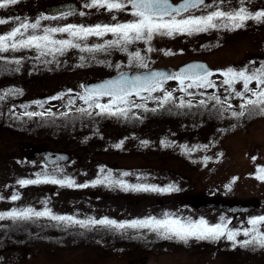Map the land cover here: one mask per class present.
Returning a JSON list of instances; mask_svg holds the SVG:
<instances>
[{"label":"rangeland","instance_id":"1","mask_svg":"<svg viewBox=\"0 0 264 264\" xmlns=\"http://www.w3.org/2000/svg\"><path fill=\"white\" fill-rule=\"evenodd\" d=\"M51 1L55 0H19L16 5L0 9V19L8 21L0 25V35L25 20L33 23L40 19L37 34L42 35L45 27H92L134 19L127 8L123 12L86 8L90 0H76L79 10L55 19H41L48 17L44 14L32 15V11ZM257 1L253 6L264 3ZM244 8L248 13H256ZM225 23L226 27L207 32L155 36L150 42L136 41L106 51L69 48L62 54L41 56L33 49H9L0 53V213L32 208L75 220L106 218L122 223L149 217L161 219L167 212L182 222L204 219L209 226L222 223L226 231H238L235 246L226 235L217 241L190 239L184 243L175 238L163 239L147 229L117 231L100 225L81 227L47 217L27 221L5 218L0 220V264H140L144 256L145 264H264V248L255 244L241 246L243 240L251 239V235L243 236V231L251 228L248 221L264 216V180L257 179L264 176V172L258 171L264 169V115L249 108L244 116L233 117L232 112H239L250 94H244L243 99L237 97V91L244 92L242 82L229 88L220 74L228 68L240 71L264 65L261 59L241 67L232 66L244 51H254L257 45L262 47L264 22L247 20L235 29ZM68 38L67 34L53 36ZM115 38L107 34L74 42L91 48ZM135 51L141 53L147 67L156 64L176 70L191 59L208 60L212 72L221 77H208L214 86L207 88L164 82L159 90L141 97L142 108L132 103L121 105L130 109L127 116L97 115L99 109L90 108L80 99L84 95L80 80L145 69L130 58ZM249 88L255 90V81ZM165 91H170L172 97L161 105ZM213 96L219 97L221 103L210 99ZM201 100L205 102L203 106ZM181 101L184 106L178 107ZM98 102L107 104L110 99L99 98ZM31 108H39L41 115H25ZM78 108L87 109L92 115L81 114ZM26 143L46 144L54 150L69 152L72 159L54 168L40 161H27L19 153ZM116 161L119 163L115 164ZM125 172L127 176L123 175ZM109 174L112 181L128 185H172L175 190H125L107 181L93 186L94 180H104ZM45 176L67 178L74 183L72 187L18 183L22 179L43 180ZM84 184L88 187H79ZM13 195L18 199L13 201ZM191 197L253 200L256 205L246 215L231 216L217 209L193 210L188 204ZM261 231L264 232V226Z\"/></svg>","mask_w":264,"mask_h":264},{"label":"snow or ice","instance_id":"2","mask_svg":"<svg viewBox=\"0 0 264 264\" xmlns=\"http://www.w3.org/2000/svg\"><path fill=\"white\" fill-rule=\"evenodd\" d=\"M19 0H0V9L8 8L10 5H16ZM243 3V0H241ZM130 5L132 8L131 15L133 20L130 22L115 24H96L92 27H84L69 24L65 27H45L42 29L43 34H37V30L40 28L41 20L37 19L33 23H29L26 20L21 22L19 26L13 28L5 35H0V53L9 51L15 52L22 49H33L39 52V55H47L48 53H63L66 49L74 48L80 51H106L107 49L121 46H127L136 41L150 42L155 36H173L178 35H192L194 33L207 32L213 29H219L222 26H227L225 22H229L232 29L240 28L244 25L245 21L252 19L259 22H264V11H257L255 14L248 13L244 7H240L239 10L232 12H225L219 10L210 11L206 15H194L193 10H202L213 7V5L205 4V0H183L182 3L174 5L169 0H90L85 4L89 9H107L109 12H123L126 7ZM184 13H188L184 16ZM84 15L83 12L80 13ZM55 19V17H41V19ZM16 19H19L18 17ZM113 20H116L115 15L112 16ZM219 21V23H218ZM8 21L0 19V25L6 24ZM31 29V32L29 30ZM67 34L68 39H53L55 34ZM27 34V35H26ZM107 34H111L116 37L115 39L105 41L103 44L94 45L91 48L82 47L81 44L75 43L76 40H86L90 36L102 38ZM122 50L126 51L127 48L123 47ZM151 51L152 49H148ZM130 58L138 62L139 67L146 68L144 59L139 51H135L130 54ZM19 64L20 61H15ZM119 67V65H117ZM199 70V71H194ZM225 77L223 84L228 85L231 88L236 82H242L244 92L237 91L235 95L237 97L244 98V94H250L249 98L240 105V111L232 112L233 117H242L245 115V111L249 108L258 110L259 114L264 115V65H261L256 69H245L240 71H234L232 68H228L226 71L220 73ZM212 73L204 68L203 65H191L186 69H182L180 73L175 75L165 76L164 73L150 72L146 76H132L127 77L121 75L117 80H109L105 83L97 85L95 88H89L85 91L84 95L80 96V99L84 103L88 104L89 101L94 104L95 108L99 109L97 115L107 114L109 116H127L130 109L121 107V105H128L131 102L129 97L133 95L139 96L141 91H147L149 95L161 88L164 80L176 79L182 85L185 79H189L192 83L188 84V88L198 87L207 88L213 87V82L208 79ZM255 81V90L249 88V84ZM183 91V88H181ZM102 96L110 97V102L107 104L99 103V98ZM172 97L171 92H164L163 98L159 101L161 105L170 101ZM254 97V98H252ZM3 99V97H0ZM215 100L217 104L221 103L219 97H210ZM226 99V98H225ZM39 103V102H37ZM204 101L201 100L200 104L203 106ZM92 104H89L91 107ZM43 106V105H41ZM178 107H183L184 102L181 101ZM191 107V104L188 105ZM137 108H142V104L135 105ZM231 108V105L228 106ZM155 111V109H152ZM78 112L81 114L92 115L87 109L78 108ZM41 113L28 112L27 116H39ZM66 115V113H65ZM146 143V142H145ZM120 147L119 144L116 145ZM258 171L264 172V169ZM123 175L127 176L125 172ZM257 179L264 180V176H258ZM105 181L112 184H119L123 189H131L133 191H151L158 193H166L174 191V187L169 185L166 188H158L150 185H128L122 181H112L109 176L104 177V180H94L93 186L96 184L104 183ZM18 183L21 186L38 184V183H52L59 184L61 186H73V181L70 179H56L55 177H47L43 180L37 178L35 180H19ZM79 187H88L87 184L80 185ZM18 199L13 195L12 200ZM47 217L54 221H67L71 224H78L81 227H88L90 225H100L105 227H111L113 229H147L156 233L163 239H177L187 243L190 239L196 240H220L225 235L229 241H233L235 246V237L240 233L238 231L227 230L226 226L222 223H218L209 226L207 221L200 219L197 221H181L178 218H173L171 214L165 212L163 218L157 219L155 217H149L146 219L132 220L129 222L117 223L114 220L100 219V220H75L71 216H57L50 213L49 210L34 211L32 208H26L21 211H11L0 213V220L5 218L13 221L21 220L27 221L32 218ZM251 228H246L243 231L244 237L251 239H245L241 242L242 247L250 245H258L260 248H264V232L261 231V227L264 226V216H258L248 221Z\"/></svg>","mask_w":264,"mask_h":264},{"label":"water","instance_id":"3","mask_svg":"<svg viewBox=\"0 0 264 264\" xmlns=\"http://www.w3.org/2000/svg\"><path fill=\"white\" fill-rule=\"evenodd\" d=\"M78 9V5L70 0H63L60 2H52L48 3L43 6L42 10L43 12L51 17H56L62 14H65L67 12H70L72 10ZM191 65H203L204 68H206L208 71V67L204 62L201 61H190L185 64L180 65L176 72L180 73L182 69H186ZM199 71V70H194ZM150 72H160L164 73L165 76L173 75V69L171 67H165V66H156V67H150L147 69H141V70H126L121 71L118 73H115L111 76L105 77V78H88L83 80L82 82V88L84 92L89 88H95L97 85H100L102 83H105L109 80H117L121 77V75H125L127 77L132 76H146ZM168 80V79H167ZM189 80V79H185ZM191 81V80H189ZM29 158L31 159H41L42 162L49 167L56 166L60 163L67 162L69 159L68 154L64 152L55 151L53 149L49 148H37L31 154L29 155ZM188 204L193 210H200V209H206V208H213V209H219L223 211L226 214L229 215H244L255 208V201H249V202H241V201H223V200H216L208 197H191L188 201Z\"/></svg>","mask_w":264,"mask_h":264},{"label":"flooded vegetation","instance_id":"4","mask_svg":"<svg viewBox=\"0 0 264 264\" xmlns=\"http://www.w3.org/2000/svg\"><path fill=\"white\" fill-rule=\"evenodd\" d=\"M171 1L175 5H177V4H179L181 2V0H171ZM205 4L213 5L214 8L212 10L209 9V11H208V9H203V6H202V10H193V14L194 15H198V14L199 15H206L210 11L217 10V7H216L217 5H219V10L225 11V12H227L226 9H232V8L234 9V8H237V7H240V6L249 7V8H251L253 10V12H257V10L264 11V3L263 4H259L258 5L259 8H258V6H253L255 4H258L257 0H243V3H241V0H235V1H233V0H227V1L226 0H205ZM126 8L129 10L130 13H132L133 10H132L130 5H128ZM40 10H41L40 8L39 9H35L31 13H32V15L33 14L34 15H38V14H41ZM183 15L187 16L188 13H184ZM249 21H252V19H249ZM261 59H264V42L262 44V47L260 45H257L256 48L254 49V51H251V49L244 51L243 55L240 56L237 64H232V66L233 67H235V66L241 67V66H244L246 64L249 65L252 62L254 63L255 60H261ZM205 61L208 62V60H205ZM154 66H156V64H154ZM145 94H146V92H142V93L139 94V96H137V95H133V96L140 98V97H142ZM33 109L34 108L28 109V111L26 110L25 111L26 113H24V114L27 115V113L28 112H32ZM22 146H23V149L19 153L22 154V157L25 158L27 161H31V160H28V156L35 149L48 147V146H46V144H39L37 146H32V145H30L28 143L23 144ZM117 163H119V162L116 161L115 164H117ZM119 165L121 167V164H119ZM116 168H117V165H115L114 169H116ZM126 169H132V168H126ZM119 170H123V169L119 168ZM123 171H125V170H123ZM119 176L123 177V175H119ZM146 259H147V256H144L143 259L141 260L140 264H145L146 263Z\"/></svg>","mask_w":264,"mask_h":264},{"label":"trees","instance_id":"5","mask_svg":"<svg viewBox=\"0 0 264 264\" xmlns=\"http://www.w3.org/2000/svg\"><path fill=\"white\" fill-rule=\"evenodd\" d=\"M165 84L168 85L167 82H166ZM168 89H169V88H168ZM165 92H170V91H165Z\"/></svg>","mask_w":264,"mask_h":264}]
</instances>
